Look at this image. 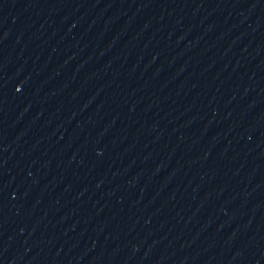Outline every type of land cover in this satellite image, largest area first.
I'll list each match as a JSON object with an SVG mask.
<instances>
[{
	"label": "water",
	"instance_id": "obj_1",
	"mask_svg": "<svg viewBox=\"0 0 264 264\" xmlns=\"http://www.w3.org/2000/svg\"><path fill=\"white\" fill-rule=\"evenodd\" d=\"M0 264H264V0H0Z\"/></svg>",
	"mask_w": 264,
	"mask_h": 264
}]
</instances>
